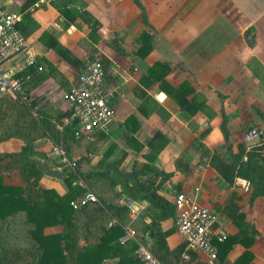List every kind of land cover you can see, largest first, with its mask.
Instances as JSON below:
<instances>
[{
	"label": "crops",
	"instance_id": "obj_1",
	"mask_svg": "<svg viewBox=\"0 0 264 264\" xmlns=\"http://www.w3.org/2000/svg\"><path fill=\"white\" fill-rule=\"evenodd\" d=\"M29 1L0 3L6 11L21 15L19 27L27 40L25 54L7 61L5 67L18 74L25 59L31 58L43 68L25 78L26 98H19L33 119L39 125L41 121L55 125L62 134L71 113L63 95L89 60L103 63L105 89L113 95L110 104L115 111L107 132L73 140L69 157L64 154L66 163L54 151L65 152L61 142L49 134L36 140L34 150L45 155L36 159L51 171L42 175L38 186L65 195L68 188L61 172L67 170L74 176L72 188L91 193L71 163L86 156L87 150L89 164L84 170L98 166L104 170L112 164L139 175L153 167L170 175L157 190L159 196L173 204L178 193H186L215 216L210 228L213 241H223L241 228V222H231L227 209L229 198H236L244 223L258 232L249 248L252 263L264 264V198L254 200L250 208L249 183L235 178L228 185L217 168L231 163L240 145L246 151L264 145V0H139L146 24L133 0H71L66 7L70 17L55 8L53 2L58 0ZM74 12L87 13L99 23L96 38L91 39L90 27L80 16L71 20ZM252 128L261 131V138L244 142V134ZM23 145L9 140L0 144V151L16 153ZM3 183L22 185L19 171L4 173ZM120 190V186L108 190L105 197ZM128 202L135 203L129 219L138 230L139 218L147 211L153 214V208L146 201L122 196L115 201L126 207ZM175 217L160 222L169 250L184 244ZM144 221L148 224L151 218L145 216ZM131 224L123 226L122 237L126 228L134 229ZM61 231L59 226L44 229L45 234ZM136 233L119 240L122 254L136 255L141 237L140 231ZM141 238L149 249L153 247L154 238ZM245 250L234 244L227 260L234 264ZM196 254L198 264H207L204 254ZM119 258L105 259L103 264H116Z\"/></svg>",
	"mask_w": 264,
	"mask_h": 264
},
{
	"label": "trees",
	"instance_id": "obj_2",
	"mask_svg": "<svg viewBox=\"0 0 264 264\" xmlns=\"http://www.w3.org/2000/svg\"><path fill=\"white\" fill-rule=\"evenodd\" d=\"M35 1L30 0L29 4ZM69 1L58 0L53 5L61 14L69 16L66 11ZM133 2L140 9L146 24L143 6L139 0ZM77 15L74 12L71 20L74 21ZM78 16L89 25L91 39L96 38L99 23L87 13ZM58 51L63 55L60 49ZM37 66L28 67L16 76L21 79L31 77ZM24 87L23 84V98ZM76 129L77 123L74 121L63 127L62 134L51 123L41 121L39 125L29 108L17 96L11 93L0 94V144L9 140H20L24 144L16 153L0 151V264H5L10 258L12 264H103L105 259L117 256L120 258L116 264H141L136 255L122 254L123 245L119 240L125 232L123 226L131 224V220L130 210L125 205L115 203L120 196L136 202L146 201L153 208V214L147 211L145 215L151 218L150 223L144 221V216L139 218L141 227L138 230L134 222L131 225L135 235L140 231L141 237L147 235L154 238L153 247L149 249L145 240L137 236L138 241L152 252L160 264H198L197 252L186 251L185 243L169 250L165 241L166 233L160 229L161 221L176 216L175 206L157 194L159 187L169 179L168 174L147 167L139 171L137 180L123 181L117 175L104 171L102 166L84 170V164H89L90 151L87 150L86 156L71 163L76 174L94 193L96 202L82 203L76 209L72 207V203L83 199L88 192L71 187L74 176L67 170L61 172L68 188L65 195L59 196L52 189L38 186L42 175L51 171L45 163L36 159L41 154L34 150L36 140L46 134L51 135L57 142H61L65 156L69 157ZM59 159L61 161V157ZM230 160L228 165L220 164L217 168L228 185H232L235 178L249 183L251 192L248 205L251 208L254 200L264 198V145H256L248 151L240 145L238 153ZM176 166H179V162ZM14 169L19 171L20 186L3 183V174ZM117 186L121 188L118 194L105 197L108 190ZM147 194H151L152 199L147 198ZM235 199L231 197L228 201L229 218L231 222L239 221L242 225L235 235L223 241L211 239L217 250L214 264H230L227 255L234 244H242L246 249L234 264H253L254 255L249 248L255 242L258 232L244 223L245 215L240 212ZM55 226L61 227L62 231L44 233V229ZM130 244L132 249H137L133 241ZM184 253L187 259L182 257Z\"/></svg>",
	"mask_w": 264,
	"mask_h": 264
},
{
	"label": "built area",
	"instance_id": "obj_3",
	"mask_svg": "<svg viewBox=\"0 0 264 264\" xmlns=\"http://www.w3.org/2000/svg\"><path fill=\"white\" fill-rule=\"evenodd\" d=\"M20 22V14L6 11L0 3V94L11 93L23 99L25 79L17 77V72L11 67H5L7 61L18 59L26 52L27 40L20 30ZM24 62L20 72L28 67L37 66L31 58H26ZM37 70L41 71L43 68L37 66ZM112 98V93L105 89V70L102 62L87 61L76 83L63 95L64 101L71 110L68 121L77 123L74 132L75 141L89 138L96 132H107L115 116L114 108L110 104ZM260 138L261 131L256 128L248 130L243 136L244 142L257 141ZM54 151L62 157L63 163L67 162L62 150L55 148ZM96 201L93 194L87 193L83 199L72 203V207L76 209L82 203ZM134 204V202L127 203L130 216L133 215ZM173 205L176 208V230L186 244V251L202 253L207 257V264H214L217 250L211 242L210 228L216 221L215 216L207 207L186 193H178ZM134 237V231L126 228V236L120 241L124 242L127 238ZM136 257L141 264H160L141 243L138 244ZM182 257L187 259L185 253Z\"/></svg>",
	"mask_w": 264,
	"mask_h": 264
},
{
	"label": "water",
	"instance_id": "obj_4",
	"mask_svg": "<svg viewBox=\"0 0 264 264\" xmlns=\"http://www.w3.org/2000/svg\"><path fill=\"white\" fill-rule=\"evenodd\" d=\"M104 170L105 171H111L113 172L115 175H117L118 177H120L123 181H127V180H137V174L136 172H132V173H128L122 169H117L114 165L112 164H106L104 166ZM147 198L152 199L151 194H147L146 195Z\"/></svg>",
	"mask_w": 264,
	"mask_h": 264
},
{
	"label": "rangeland",
	"instance_id": "obj_5",
	"mask_svg": "<svg viewBox=\"0 0 264 264\" xmlns=\"http://www.w3.org/2000/svg\"><path fill=\"white\" fill-rule=\"evenodd\" d=\"M10 148H11V147H9V149H10ZM9 149L7 148V150H9ZM9 258H10V257H9ZM5 264H12L11 258H10V260H7Z\"/></svg>",
	"mask_w": 264,
	"mask_h": 264
}]
</instances>
